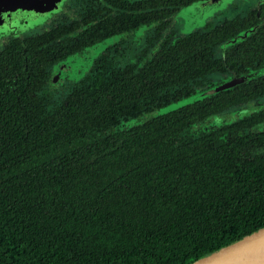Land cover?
<instances>
[{
  "label": "trees",
  "instance_id": "trees-1",
  "mask_svg": "<svg viewBox=\"0 0 264 264\" xmlns=\"http://www.w3.org/2000/svg\"><path fill=\"white\" fill-rule=\"evenodd\" d=\"M38 52L0 53V264H188L264 226V158L177 144L191 107L103 137L84 93L41 104Z\"/></svg>",
  "mask_w": 264,
  "mask_h": 264
},
{
  "label": "flooded vegetation",
  "instance_id": "flooded-vegetation-1",
  "mask_svg": "<svg viewBox=\"0 0 264 264\" xmlns=\"http://www.w3.org/2000/svg\"><path fill=\"white\" fill-rule=\"evenodd\" d=\"M21 44L38 45L41 104L84 93L107 110L103 137L191 107L199 117L169 132L177 144L237 140L238 159L264 158V94L240 91L264 81V0H65L42 24L0 33V53Z\"/></svg>",
  "mask_w": 264,
  "mask_h": 264
},
{
  "label": "water",
  "instance_id": "water-1",
  "mask_svg": "<svg viewBox=\"0 0 264 264\" xmlns=\"http://www.w3.org/2000/svg\"><path fill=\"white\" fill-rule=\"evenodd\" d=\"M62 1L0 0V33L25 27L26 17L49 15ZM188 264H264V226Z\"/></svg>",
  "mask_w": 264,
  "mask_h": 264
},
{
  "label": "rangeland",
  "instance_id": "rangeland-1",
  "mask_svg": "<svg viewBox=\"0 0 264 264\" xmlns=\"http://www.w3.org/2000/svg\"><path fill=\"white\" fill-rule=\"evenodd\" d=\"M64 1L65 0H63L62 3L60 4V6L58 7V9L57 10H54L53 12H57L61 8V6H62V4H63ZM53 12H51V13H53ZM51 13L49 15H47V16H45V15H39V16H32V17H28V18L26 17L25 19H26V21L28 23H25V27H22V28L34 27L36 25L42 24L44 21H46L49 18V16L51 15ZM23 21H21V23L19 24L20 26H21V24H22ZM188 101H190V100H183V101H178V102L172 103L171 105H169L167 107L158 109L159 110L158 112H164V111H168L170 109L179 107L180 105H182V104H184L185 102H188ZM137 122H138V120H131V121L126 122L125 124H123L122 127L129 126V125L135 124Z\"/></svg>",
  "mask_w": 264,
  "mask_h": 264
}]
</instances>
